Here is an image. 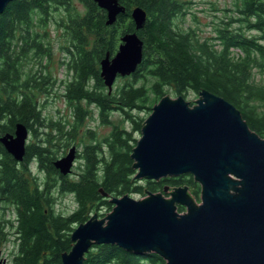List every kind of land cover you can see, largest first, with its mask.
<instances>
[{"label": "trees", "instance_id": "trees-1", "mask_svg": "<svg viewBox=\"0 0 264 264\" xmlns=\"http://www.w3.org/2000/svg\"><path fill=\"white\" fill-rule=\"evenodd\" d=\"M118 1L126 11L113 24L106 23V10L94 0H81L83 10L68 9L62 21L69 39L66 64L72 78L61 94L74 105L73 121H66L70 128L43 115L37 93L49 91L54 80L51 73L43 68L34 70L30 63L51 59V49L38 27H46L52 5L67 7L71 0H11L0 15V136L14 133L21 122L36 137L27 142L21 161L0 141V204L7 203L16 211L15 219L0 220V243L6 238L5 227H11L18 240L13 264H63L61 255L74 244L71 235L75 226L88 220L92 208L111 206L113 197L156 193L169 185L188 186L200 199L201 185L190 173L159 180L143 178V182L136 178L131 154L145 120L132 111L151 112L165 96V86L176 96L192 90L199 96L209 91L223 97L264 137V109L259 110L256 103L264 101V86L252 77L254 68L264 70V0H240L231 20L217 27L219 44L176 22L184 13L182 0ZM137 6L147 12L144 26L137 30L144 41L143 59L119 89L109 92L100 75V61L108 52L112 56L117 52L121 35L136 31L131 11ZM250 30L259 36L248 33ZM148 77L153 79L151 87L137 84L138 79ZM84 100L98 106L104 121L119 112L132 124L130 130L117 124L105 141L86 143L83 166L72 178L62 174L54 161L83 125L87 110L80 102ZM65 134L69 138L61 139ZM34 161L46 173L43 182L32 170ZM100 189L108 195H102ZM58 190L72 192L77 198L78 208L69 215L55 209ZM178 210L184 211V206L179 205ZM83 264H165V260L155 252L138 255L116 244H93Z\"/></svg>", "mask_w": 264, "mask_h": 264}, {"label": "water", "instance_id": "water-1", "mask_svg": "<svg viewBox=\"0 0 264 264\" xmlns=\"http://www.w3.org/2000/svg\"><path fill=\"white\" fill-rule=\"evenodd\" d=\"M10 1L0 0V15ZM94 1L106 10L107 24L126 11L118 0ZM131 17L136 31L121 35L117 52L100 61L109 92L118 75H131L143 59L137 30L147 12L137 6ZM191 101L163 96L146 118L131 157L138 179L192 174L201 185L200 201L188 186L169 185L141 199L113 197L108 215L94 213L74 228V244L62 253L63 264H83L93 244H116L138 255L155 252L165 264H264V137L219 95L202 91ZM28 138V127L18 122L14 133L1 135L0 141L21 161ZM76 154L73 146L54 161L62 174L72 172Z\"/></svg>", "mask_w": 264, "mask_h": 264}, {"label": "rangeland", "instance_id": "rangeland-1", "mask_svg": "<svg viewBox=\"0 0 264 264\" xmlns=\"http://www.w3.org/2000/svg\"><path fill=\"white\" fill-rule=\"evenodd\" d=\"M184 2V13L176 17V22L185 28L192 27L197 30L198 36L201 38H209L216 43L219 44L218 40L215 36H217V27L225 25L231 20L236 14L237 6L240 5V0H182ZM76 8L77 10H83L84 6L81 0H71V3L67 7L63 4H54L50 9V14L48 17V22L46 27H38L42 33L44 34V43L46 46L50 47L52 56L51 59L45 58L43 63L40 64L38 61H31L30 66L32 69L43 68L44 71L51 73L52 80H54V84L52 87H49V91L39 92L37 93V102L43 110V115L50 121L57 123H65L67 128H70L72 125V115L74 113V105L61 94L64 91V85L66 81L71 80L72 73L68 71L67 61L70 58L69 52L67 51V45L69 44V39L66 36L65 26L62 25L63 19H66L68 16V9ZM235 27H238L239 24H234ZM248 33L253 34L255 36H259V32L255 30H250ZM121 42V40H120ZM119 42V44H120ZM119 46V45H118ZM126 77L129 76H120L118 75L111 92L116 91L117 87L124 84ZM253 80L259 84L264 86V70L254 68L252 70ZM131 78V77H130ZM132 80V79H131ZM153 83L152 77L142 78L137 80V84H145L148 87H151ZM106 86V85H105ZM106 89L107 86H106ZM109 91V89H108ZM164 94H168L172 97H177L175 91L169 86H165L163 89ZM150 95L153 98L154 94L150 91ZM185 98L191 101L192 104L199 98V95L189 90L185 95ZM160 99V98H159ZM153 100V99H152ZM81 105L87 110V115L84 119L83 125L79 127L78 135L76 138L71 139L70 145L65 149L60 151L58 157L64 156L65 152L70 150L73 146L76 147V152L80 155L76 156L74 161V165L72 167V172L69 173V177L76 178L79 171L81 170V165L83 166L84 155L82 154L84 151V147L87 145L86 143H91L94 141H105L106 138L112 128L117 124L124 125L128 130L131 129V121L124 118L123 113L114 112L109 117L108 121H104L100 116V109L96 104L89 103L84 100L80 102ZM259 110L264 109V101L257 100L256 101ZM134 116H143L144 120L152 113L144 112V111H132ZM71 119V123L67 122ZM106 123H104V122ZM54 130V129H53ZM91 130V132L89 131ZM54 134L58 132L56 130L53 131ZM137 140L141 137V133H137ZM69 138L68 135H63L61 139L67 140ZM36 137L33 134L29 135L28 143L34 142ZM107 153V151H105ZM32 170L34 173L38 174L40 178V182H43L46 179V173L40 169L39 165L36 161L32 163ZM140 182H143L139 179ZM173 189V188H172ZM130 196L141 199L146 195H141L138 193L129 194ZM166 196L169 197V193H165ZM55 209L58 213H63L65 215L71 214L78 208V201L74 193L72 192H62L61 190L55 192ZM120 197V196H119ZM200 201V199L198 200ZM111 206L114 207L112 203ZM111 206H103L100 209L92 208L90 210V215L94 213H98L99 218H104L108 215L113 207ZM186 208L184 207L185 212ZM15 209L13 206L2 203L0 204V220L15 219ZM106 224V223H105ZM77 227V225L75 226ZM5 235V240L0 243V253L3 258L6 259V264H13L14 253L18 249V240L15 239L13 229L11 227H5L3 230Z\"/></svg>", "mask_w": 264, "mask_h": 264}, {"label": "flooded vegetation", "instance_id": "flooded-vegetation-1", "mask_svg": "<svg viewBox=\"0 0 264 264\" xmlns=\"http://www.w3.org/2000/svg\"><path fill=\"white\" fill-rule=\"evenodd\" d=\"M31 134V132L29 131V135ZM69 151V150H68ZM67 153V151L65 152V154ZM76 155H80L79 153H77ZM5 261H6V259L5 258H3L2 256H1V253H0V264H6L5 263Z\"/></svg>", "mask_w": 264, "mask_h": 264}]
</instances>
